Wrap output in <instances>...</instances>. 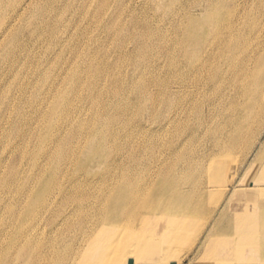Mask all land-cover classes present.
Segmentation results:
<instances>
[{
  "label": "bare ground",
  "instance_id": "bare-ground-1",
  "mask_svg": "<svg viewBox=\"0 0 264 264\" xmlns=\"http://www.w3.org/2000/svg\"><path fill=\"white\" fill-rule=\"evenodd\" d=\"M13 5L0 31V85L12 80L0 264H264L247 255L264 202L241 235L214 205L260 189L223 177L264 166V0ZM214 240L232 255L206 251Z\"/></svg>",
  "mask_w": 264,
  "mask_h": 264
},
{
  "label": "rangeland",
  "instance_id": "rangeland-1",
  "mask_svg": "<svg viewBox=\"0 0 264 264\" xmlns=\"http://www.w3.org/2000/svg\"><path fill=\"white\" fill-rule=\"evenodd\" d=\"M13 6H14L13 0H0V31L5 27V25L9 21V15L11 13V8ZM48 17H50V15H47L46 17L48 20H50V18ZM31 21H32V18L30 16V8L29 9L27 8L24 11V13L20 15L16 23L19 22V24L22 25L24 22H27L25 27L21 28V30H26V29H30ZM18 37L20 38L21 36H18ZM1 69L2 67L0 68V70ZM10 82H12L11 79L8 80L7 83L5 84L3 83L2 86L0 85V88L7 87L9 85L8 83ZM261 138L262 139L264 138V131L261 132L259 135V139ZM241 157L242 155L240 156L238 155L237 157H235L236 164L238 163V160ZM249 157H250V154L248 155L247 158ZM226 169L228 170V166L226 167ZM239 177L241 178L243 177L241 183H243V180H244V184L242 188L252 189L249 185L251 183H258L260 185L259 187L260 189L257 188V190L264 192V189H262L264 186V166H254V167H250L247 169L242 168L241 170L237 171L236 174H233L231 177H229L227 175V172H225V175L223 177V183L228 184V189H230L232 185L229 186V183H230L229 180L232 178L238 179ZM257 190H254V191L248 190V192L242 191L239 194L235 193V194L230 195L228 198L227 197H225L224 199L221 198L217 202L214 203V205H218L223 202L225 203L226 214L228 215V219L230 221L229 224L231 227H235L234 233L241 235L242 234L240 233L241 230L244 231L245 233H253L256 230L255 224L252 223L257 218V214L254 208L256 207L258 203L264 202L263 197L261 201L258 199V195L260 194V191H257ZM235 192H237V190ZM222 212L224 213V211ZM195 215H196V221H197L198 227L200 228L205 227L208 222V214L204 211L203 213H199V214L196 213ZM223 225L224 226L227 225V222L225 220H223ZM231 227L229 228L230 230L228 229L227 230L229 233L231 232L232 234H234L232 232L233 229H231ZM260 242H261L260 245L249 244L248 246L249 248H247L249 251V254L247 253V255L251 257V261H259L261 259L263 263L264 262V240H260ZM205 249L206 251H209V252L222 250L224 251L223 255L225 256H227L226 254L230 252V250H232L229 244L219 243V242H216L215 240L208 242V245L206 246ZM229 254L232 255V252H230ZM180 264H189L188 258L184 257L181 260Z\"/></svg>",
  "mask_w": 264,
  "mask_h": 264
}]
</instances>
